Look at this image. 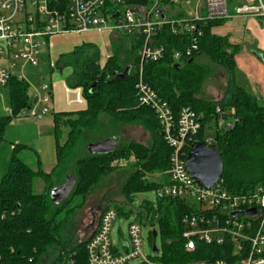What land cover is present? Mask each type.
Segmentation results:
<instances>
[{
	"label": "trees",
	"instance_id": "obj_1",
	"mask_svg": "<svg viewBox=\"0 0 264 264\" xmlns=\"http://www.w3.org/2000/svg\"><path fill=\"white\" fill-rule=\"evenodd\" d=\"M225 21L216 19L199 24L198 51L181 58L179 68L174 66L172 52L183 49L188 36L174 35L168 27L158 36L165 49L164 57L158 61L140 63L135 57L137 44L134 43L127 48L122 43L110 45L111 55L102 67L99 50L92 43H83L58 56L50 69L70 70L65 82L69 88L83 90L85 107L76 112L53 114L56 162L49 172L44 173L38 160L31 166L22 159V152L29 149L28 146L11 144L7 169L0 176V215L4 214L0 219V264H29V258H32V264H41L54 247L58 248V254L50 259V264L63 258L71 260V264H87L86 243L94 228L87 238L72 245H68L71 235L64 233L71 228L75 214L87 198L106 188L107 180L125 167L122 162L131 169L119 186L124 201L131 202L136 194L161 186L149 181L147 175L167 169L171 149L163 139L154 112L138 102L135 83L140 71L143 80L168 104L175 118L185 107L199 116L200 128L192 142L204 143L206 130L215 132L211 146L222 158L221 184L226 191L247 193L264 185V102L236 80L238 45L211 32V27L223 25ZM255 53L264 61V54ZM200 56L207 62L197 61ZM127 66L130 67L128 74L116 78ZM212 66H219L226 78L223 93L217 101L206 100L202 95V84L213 74ZM8 84L11 114L0 116V143L12 117L31 100L27 82L11 77ZM216 108L226 119L230 117L229 109L234 108L232 126H219ZM63 117L67 119L63 120ZM61 123L64 125L62 132ZM124 125L144 128L149 133V141L144 144L135 141L118 143L112 152L101 155L88 152L86 145L119 134ZM60 136L63 137L61 140ZM66 174H72L76 184L70 196L56 205L51 201L49 191L62 183ZM36 180L42 183L40 192L34 190ZM74 197L80 200L71 205ZM105 198L99 202L102 210L110 207ZM112 208L117 214L122 212L128 216L130 213L119 205ZM191 210L188 204L172 198H159L156 209L150 202L139 206L136 218L144 212L146 217H156L160 227L162 245L161 249L157 248L154 258L148 257L152 264H182L203 258L231 260L228 243L205 244L195 240L194 250L191 253L184 251L181 219ZM153 231L148 236L152 245Z\"/></svg>",
	"mask_w": 264,
	"mask_h": 264
},
{
	"label": "built area",
	"instance_id": "obj_2",
	"mask_svg": "<svg viewBox=\"0 0 264 264\" xmlns=\"http://www.w3.org/2000/svg\"><path fill=\"white\" fill-rule=\"evenodd\" d=\"M236 15L259 18L264 24V0H0V89L11 77L27 82L28 70L38 69L37 77L43 78L39 69L53 64L43 57L40 48L48 46L52 34L109 31L125 37L128 46L137 44L135 57L144 63L164 57L165 49L158 36L168 27L174 35L188 36L187 45L172 52L171 58L179 64L181 58L198 51L199 24L229 20ZM110 55L108 52L107 57ZM140 72L135 83L138 102L154 112L163 139L171 149L167 169L158 172L164 182L155 190L158 199H178L192 208L181 219L184 251L191 253L195 240L230 245V261L203 258L182 264H264V185L240 194L226 191L221 178L211 187L200 186L185 168L186 148L198 133L199 116L185 107L175 118L168 104L143 80ZM49 90L40 81L29 105L17 115L43 119L51 103ZM216 112L220 116L218 124L225 120V127L232 126L234 108L228 111L229 119L222 117L219 108ZM7 113L11 114L10 109ZM204 143L211 146L212 138H205ZM250 209L254 213H248ZM235 212L243 214L233 216ZM116 217L112 207L99 214L86 243L87 264H128L134 259L152 264L142 253V228L135 220L127 226L125 251H115L111 231ZM2 218L4 214L0 215ZM57 254L46 256L47 264ZM28 262L32 264V258ZM71 263L63 258L54 264Z\"/></svg>",
	"mask_w": 264,
	"mask_h": 264
},
{
	"label": "rangeland",
	"instance_id": "obj_3",
	"mask_svg": "<svg viewBox=\"0 0 264 264\" xmlns=\"http://www.w3.org/2000/svg\"><path fill=\"white\" fill-rule=\"evenodd\" d=\"M243 20V22L242 19L226 20L223 25L211 27L213 31L211 32L217 36H228L230 38V36L233 35L235 37L231 42L238 45V52L236 53L237 59L235 56L236 80L238 83L243 84L250 93L257 95L256 97L259 98L261 95H264V66L252 56L251 52L252 49L256 48V51L264 53V26L258 20L251 18V16ZM217 28L220 29L218 30ZM47 42L48 46L46 48H40L41 54L43 57L46 56L49 58L52 64L60 54L68 53L76 46L83 43H92L97 46L99 50L100 66L102 67L110 51V45L122 43L124 48L128 47V41L125 37L109 31L57 33L49 36ZM197 61L207 62L204 56H200ZM50 67L52 66L48 64L39 69L43 78L37 77L38 69L27 71V75L29 76L27 82L29 83L30 98L33 96L34 88H37L41 81L50 89L51 103L49 104V110L44 120L24 116L23 114L12 117L6 128L4 140L0 143V176H3L7 169L12 143H21L29 147V149L22 152L21 157L25 162L31 164V166L36 165L35 159L37 157V152L43 166L45 165L46 168L53 167L56 162L55 138L52 131L53 114L64 111L76 112V110L85 107L83 90L80 87L69 88L65 82L67 69L58 71L56 69H50ZM212 68L213 74L202 84V95L206 100L212 99V101H217L221 98L223 93L226 78L219 66H212ZM8 85L7 83L4 88L0 89V116L8 115L7 111L10 109ZM42 93L43 91L40 90V94ZM262 101L264 102V100ZM62 119L66 120L67 118L63 117ZM224 123L225 120H221L219 126H222ZM60 128L62 132L64 128L63 123H61ZM205 134L212 139L215 136V132L210 130H206ZM62 136L59 137V140H61ZM113 137H115L119 144L126 141H135L144 144L149 141V133L144 128L133 125L121 126L119 134H115ZM122 165L125 167L115 172L110 179L107 180L106 188L87 198L84 206L75 214L71 222V228L64 234L71 235V241L68 245H72L78 240L87 238L90 231L88 232L86 228L92 222L91 210L99 205L102 197H106L105 200H107V205H110V207L119 205L123 210H130L128 216L122 212L117 214L112 224L111 238L118 241V233H120V235L126 239L128 223L134 220L137 221L142 228L141 233L144 240L142 253L152 259L155 255L152 251V244L148 242V236L150 231L156 230L157 236L155 238V245L156 248L161 249L162 239L160 227L156 222V217H146L143 212L141 217L136 218V212L143 202H150L153 208L156 209L157 200L159 199L155 190H148L136 194L131 202L124 201L119 194V186L124 182L127 173L131 169L128 165L126 166L125 162H122ZM147 179L160 183L161 185L164 183L158 172L148 174ZM37 182L38 180H36L34 184V190L36 192L38 191ZM79 200V197H74L71 201V205H74V203L76 204ZM57 250L58 248L56 247L49 250L47 257L55 254ZM44 263L47 264L48 259H46ZM141 263L140 259H134L128 264Z\"/></svg>",
	"mask_w": 264,
	"mask_h": 264
},
{
	"label": "water",
	"instance_id": "obj_4",
	"mask_svg": "<svg viewBox=\"0 0 264 264\" xmlns=\"http://www.w3.org/2000/svg\"><path fill=\"white\" fill-rule=\"evenodd\" d=\"M260 59V58H259ZM262 61V59H260ZM264 62V61H263ZM179 68V64L174 65ZM130 67L127 66L122 72L116 75V78H123L129 72ZM118 145L115 137H109L103 141L89 143L87 150L91 154L109 153ZM185 168L189 175L202 187L208 188L215 184L222 174L223 162L219 152L212 146H208L203 142L194 141L191 143L187 155H185ZM76 184V179L72 174H66V179L57 186L50 189L49 195L54 204H60L65 201L71 194ZM102 206L92 209V222L87 229L92 230L96 224V211L101 210ZM254 213V209L247 211ZM243 212H235V215H242ZM154 242L152 245L154 254L158 253L155 245L156 231H153Z\"/></svg>",
	"mask_w": 264,
	"mask_h": 264
},
{
	"label": "crops",
	"instance_id": "obj_5",
	"mask_svg": "<svg viewBox=\"0 0 264 264\" xmlns=\"http://www.w3.org/2000/svg\"><path fill=\"white\" fill-rule=\"evenodd\" d=\"M244 18H247V17H242V16H235V17H233V18H231V19H229V20H238V19H242V22L244 21L243 19ZM252 18V17H251ZM253 19H256V20H258L263 26H264V24H263V22L259 19V18H253ZM218 30L220 29V28H217ZM216 29V30H217ZM211 31H212V29H211ZM213 32V31H212ZM114 38H117V37H114ZM227 38H228V41L231 43V44H233V45H236V44H234L233 42H231V40L232 39H235V37L233 36V35H231L230 36V38L227 36ZM256 49V48H255ZM255 49H252V52H251V54H252V56L254 57V58H256L263 66H264V62L263 61H261L260 59H259V57L256 55V50ZM258 52H260V51H258ZM260 53H262V52H260ZM262 54H264V53H262ZM236 56V55H235ZM236 59H237V56H236ZM236 61V60H235ZM67 69V72H66V75L69 73V69L68 68H66ZM40 72V71H39ZM239 85H241L243 88H245L246 89V87H244V85L243 84H241V83H239ZM247 90V89H246ZM248 91V90H247ZM248 92H250V91H248ZM252 94V93H251ZM254 95V94H253ZM255 96H257V95H255ZM258 96H260V95H258ZM259 98H261V100H264V95L262 96H260ZM44 118H46V116H44L43 117V119H39V120H44ZM63 137H64V135H63ZM62 137V138H63ZM12 147V146H11ZM36 155H37V157H36V159H35V161H37L38 160V162H40L41 160H40V157L38 156V154H37V152H36ZM40 166H41V168H42V170L44 171V173L45 172H49L50 170H51V168H52V166L51 167H45V165L43 166L42 164H41V162H40ZM37 184H38V191L37 192H40L41 191V189H42V183L38 180V182H37ZM89 226V225H88ZM87 226V227H88ZM86 230L89 232L90 231V233H91V231L93 230H89V229H87L86 228ZM112 241H113V244H114V248H115V251L116 252H123V251H125V249H126V245H127V238L126 239H124L123 237H122V235H120V233H118V241H115V240H113V238H112Z\"/></svg>",
	"mask_w": 264,
	"mask_h": 264
},
{
	"label": "flooded vegetation",
	"instance_id": "obj_6",
	"mask_svg": "<svg viewBox=\"0 0 264 264\" xmlns=\"http://www.w3.org/2000/svg\"><path fill=\"white\" fill-rule=\"evenodd\" d=\"M99 206V205H98ZM97 206H95L94 208H96ZM93 209V208H92ZM101 211H102V209L101 210H98V211H96V217L98 218V216H99V214L101 213ZM91 212H92V210H91ZM91 215H92V213H91Z\"/></svg>",
	"mask_w": 264,
	"mask_h": 264
}]
</instances>
